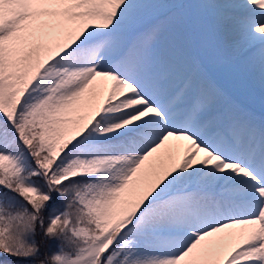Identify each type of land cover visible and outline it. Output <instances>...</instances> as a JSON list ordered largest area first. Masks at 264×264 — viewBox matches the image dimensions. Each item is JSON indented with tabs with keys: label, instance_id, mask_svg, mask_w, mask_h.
<instances>
[{
	"label": "snow or ice",
	"instance_id": "1",
	"mask_svg": "<svg viewBox=\"0 0 264 264\" xmlns=\"http://www.w3.org/2000/svg\"><path fill=\"white\" fill-rule=\"evenodd\" d=\"M0 264H264V0H0Z\"/></svg>",
	"mask_w": 264,
	"mask_h": 264
},
{
	"label": "trees",
	"instance_id": "2",
	"mask_svg": "<svg viewBox=\"0 0 264 264\" xmlns=\"http://www.w3.org/2000/svg\"><path fill=\"white\" fill-rule=\"evenodd\" d=\"M37 239H39V237ZM55 250H56V245L55 244H52L51 245V248H50V251H55Z\"/></svg>",
	"mask_w": 264,
	"mask_h": 264
}]
</instances>
